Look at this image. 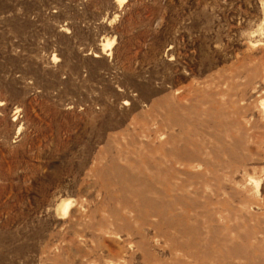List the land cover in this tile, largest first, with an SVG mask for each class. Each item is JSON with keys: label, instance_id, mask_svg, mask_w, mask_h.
Here are the masks:
<instances>
[{"label": "rangeland", "instance_id": "obj_1", "mask_svg": "<svg viewBox=\"0 0 264 264\" xmlns=\"http://www.w3.org/2000/svg\"><path fill=\"white\" fill-rule=\"evenodd\" d=\"M0 264H264V0H0Z\"/></svg>", "mask_w": 264, "mask_h": 264}, {"label": "bare ground", "instance_id": "obj_2", "mask_svg": "<svg viewBox=\"0 0 264 264\" xmlns=\"http://www.w3.org/2000/svg\"><path fill=\"white\" fill-rule=\"evenodd\" d=\"M107 43H109V42H107ZM70 204H71L70 202H68V201H64V202H62V203L59 205L58 209H59L60 211H62V212H64V213L67 214V211H68V209H69Z\"/></svg>", "mask_w": 264, "mask_h": 264}]
</instances>
